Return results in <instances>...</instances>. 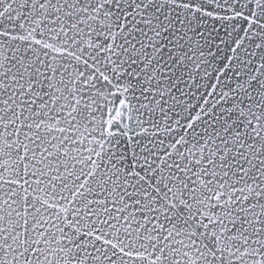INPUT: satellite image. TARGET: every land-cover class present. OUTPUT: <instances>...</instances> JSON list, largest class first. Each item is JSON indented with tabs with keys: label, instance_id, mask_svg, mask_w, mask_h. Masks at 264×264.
Listing matches in <instances>:
<instances>
[{
	"label": "snow or ice",
	"instance_id": "obj_1",
	"mask_svg": "<svg viewBox=\"0 0 264 264\" xmlns=\"http://www.w3.org/2000/svg\"><path fill=\"white\" fill-rule=\"evenodd\" d=\"M0 264H264V0H0Z\"/></svg>",
	"mask_w": 264,
	"mask_h": 264
}]
</instances>
